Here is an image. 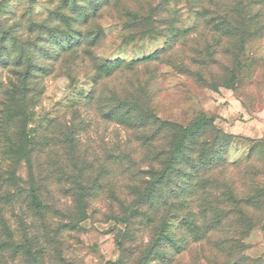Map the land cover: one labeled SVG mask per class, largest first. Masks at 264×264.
Wrapping results in <instances>:
<instances>
[{"label":"rangeland","instance_id":"rangeland-1","mask_svg":"<svg viewBox=\"0 0 264 264\" xmlns=\"http://www.w3.org/2000/svg\"><path fill=\"white\" fill-rule=\"evenodd\" d=\"M87 4L98 11L84 21L80 15ZM231 8L240 26L259 12L258 23L264 25V0H0V85L21 80L27 69L32 87L23 114L0 113V175L14 161L9 152L24 130L22 138L34 139L31 159L44 186L42 198L59 214L41 224L30 212L26 216L35 221L18 223L14 216L22 211H7L9 223L0 224V264H264V217L243 239L240 253L238 248L225 254L211 245L222 250L225 241L230 247L232 231V237L221 231L210 241L200 237L192 243L190 226L171 220L155 232L136 228L128 233L113 219L117 208L109 197L121 179L109 166L126 161L127 138L102 113H125L120 99H136L160 120L184 128L200 116L208 121L204 147L190 146L184 167L189 212H197L200 192L202 200L210 193L225 195L216 207L219 228L238 225L235 211L254 213L255 208L235 201L247 196L253 178L264 188V29L237 58L223 56L225 40L204 30V23ZM52 27L67 36L64 46L78 44L77 30L83 40L60 55L63 45L43 47ZM23 44L30 48L28 55ZM88 51L93 55H85ZM118 60L134 66L115 67ZM103 65L114 66L113 72L102 74ZM214 131L224 136L217 147L208 141ZM198 149L202 154L196 159ZM72 160L74 175L93 198L75 229L68 227L72 183L66 174ZM20 172L26 179L24 166ZM203 226L199 220L197 227Z\"/></svg>","mask_w":264,"mask_h":264},{"label":"trees","instance_id":"trees-1","mask_svg":"<svg viewBox=\"0 0 264 264\" xmlns=\"http://www.w3.org/2000/svg\"><path fill=\"white\" fill-rule=\"evenodd\" d=\"M97 9L98 6H95L92 11L91 6L87 4L84 6L83 14L80 15V18L84 19V21L89 20L90 12H94L95 14L98 11ZM234 14L235 10L233 8L222 10L218 13V16L208 19L204 23V30L216 34L225 40L223 44V56L229 54L231 57L237 58L244 44L252 36L259 35L264 29V25L258 23V20L262 19L260 12L254 15L250 21L251 23L256 22L254 28H250L251 23L247 21H244L240 26V22L235 21L233 18ZM75 22H78V18ZM48 30L44 38L45 40L42 41L43 47L63 45L60 50L62 53L58 52L57 56L59 53L60 55L65 54L77 48L78 44L83 40V31L77 30L74 36L76 38L75 44H78L64 46L62 39L65 35L58 36V27H52ZM3 36H6V34L3 33ZM65 37L67 38V36ZM3 40L4 42H1V44L6 43L7 38L4 37ZM23 45L26 49L25 54L28 55L30 48H28V44L27 46L26 44ZM85 55L92 56L93 52H85ZM113 64L115 67L119 64L129 67L134 66L133 62L126 64L123 60H118ZM15 66L20 65L17 64ZM113 67L103 65L98 71L100 70L102 74H110L113 72ZM46 73L47 70L43 74ZM13 75L15 77L20 76L16 71ZM27 75L28 71L25 69L21 75V80L10 81L3 88L0 85L1 114L8 117H18L24 113L25 106L22 104L29 98L28 94L32 91L31 85L27 83ZM120 101V107L127 109L125 113H102V118L105 121L123 128L127 138L125 143L126 161L118 165L110 164L109 166V172H111L112 176L116 169H118L121 178L119 180L120 185L111 186L109 191L111 202L117 208L113 219L124 224L128 233L136 228H150L155 232L166 226L169 221L176 220L179 223L190 226L192 230V243L198 242L200 237L210 241L217 237L221 231L224 232L227 238L228 235H231L230 231H232L234 238L230 247L226 248L225 241L220 244L223 246L222 250H219L217 243H213L211 247L225 254L232 250L234 253L239 248L240 253L243 239L248 236L264 217V209H262L264 204V188H261L254 178L250 181L251 190L247 193V196H238L235 202L240 204V206L243 203L251 209L255 208L254 213L245 214L241 210L233 212V214L237 215L238 225L231 229L223 226L219 228V224L215 223L218 220L216 207L220 202V198H224V194L217 195L210 193L206 200H202L200 192H198L195 196V208L197 212H189L192 209L187 203L188 195L185 184L187 176L184 167L189 155H191L189 152L190 146L204 147L205 142L202 136L205 128L209 126L207 125L208 121L204 116H200L189 127L184 128L175 123L160 120L146 107H142V104H139L136 99H120ZM20 129L22 130V126H20ZM22 132L24 130L19 132L21 133L19 144L15 150L9 152L14 157V161L11 162L9 160L10 164L6 166V172L0 175V224L3 227L9 223V220L5 218L7 211H11L14 214L17 208L22 211L21 217L14 216V221L18 223H27L28 220L30 222L35 221L26 216V213L30 212L39 216L38 222L41 224H45V222L48 224L50 218L55 215L59 217L58 211L53 207L54 205L49 204L42 198L41 191L44 186L33 172L34 168L31 159L33 148L31 145L34 139L22 138ZM223 140L224 136L217 131H214L212 138L208 139L213 147H217ZM66 145L67 151L72 153L74 147L69 138ZM197 151L196 159L200 158L202 154L200 149ZM135 156L136 158L134 159ZM70 165L71 168L66 175L72 183V188L68 190V194L72 202L71 208L73 212L70 217L73 223L68 227L75 229L78 226V222L85 220V209L88 205V200L93 198L87 194L79 178L74 175L77 172L75 171L76 162L72 160L70 161ZM22 166L26 170V179L23 178L20 172ZM256 174L258 172H254V175ZM228 214L229 212L224 215L223 220L227 219ZM199 220L204 222L202 229L197 227Z\"/></svg>","mask_w":264,"mask_h":264}]
</instances>
